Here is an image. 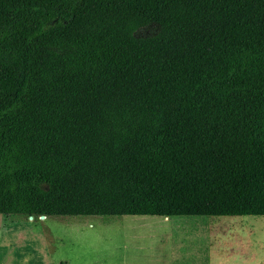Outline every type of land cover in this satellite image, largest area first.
Returning <instances> with one entry per match:
<instances>
[{
    "label": "trees",
    "instance_id": "1",
    "mask_svg": "<svg viewBox=\"0 0 264 264\" xmlns=\"http://www.w3.org/2000/svg\"><path fill=\"white\" fill-rule=\"evenodd\" d=\"M264 217V0H0V216Z\"/></svg>",
    "mask_w": 264,
    "mask_h": 264
},
{
    "label": "rangeland",
    "instance_id": "2",
    "mask_svg": "<svg viewBox=\"0 0 264 264\" xmlns=\"http://www.w3.org/2000/svg\"><path fill=\"white\" fill-rule=\"evenodd\" d=\"M0 216V264H264V217Z\"/></svg>",
    "mask_w": 264,
    "mask_h": 264
},
{
    "label": "crops",
    "instance_id": "3",
    "mask_svg": "<svg viewBox=\"0 0 264 264\" xmlns=\"http://www.w3.org/2000/svg\"><path fill=\"white\" fill-rule=\"evenodd\" d=\"M41 219H44V217H40ZM45 219H47L46 217H45Z\"/></svg>",
    "mask_w": 264,
    "mask_h": 264
},
{
    "label": "bare ground",
    "instance_id": "4",
    "mask_svg": "<svg viewBox=\"0 0 264 264\" xmlns=\"http://www.w3.org/2000/svg\"><path fill=\"white\" fill-rule=\"evenodd\" d=\"M42 217V216H41Z\"/></svg>",
    "mask_w": 264,
    "mask_h": 264
},
{
    "label": "water",
    "instance_id": "5",
    "mask_svg": "<svg viewBox=\"0 0 264 264\" xmlns=\"http://www.w3.org/2000/svg\"><path fill=\"white\" fill-rule=\"evenodd\" d=\"M30 218V217H29Z\"/></svg>",
    "mask_w": 264,
    "mask_h": 264
}]
</instances>
